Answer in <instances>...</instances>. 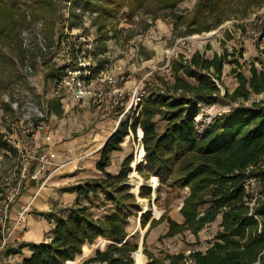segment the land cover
Returning <instances> with one entry per match:
<instances>
[{"label":"trees","instance_id":"16d2710c","mask_svg":"<svg viewBox=\"0 0 264 264\" xmlns=\"http://www.w3.org/2000/svg\"><path fill=\"white\" fill-rule=\"evenodd\" d=\"M184 1L75 0V4H82L84 12L91 9L104 19L116 17L128 8L130 17L142 13L155 21ZM230 1L199 0L188 15L176 17L178 26H187L180 35L218 28L223 23L219 8ZM58 10L55 0H0V35L13 42L22 31L30 29L31 24L43 21L45 34L55 40ZM27 12L31 22L27 21ZM214 15L217 19L211 24L210 18ZM133 23L142 31L152 25ZM52 46L47 43L49 49ZM40 51L42 60L50 54L71 60L75 57L70 47L60 53L56 52L57 46L51 53ZM240 54L242 56V51ZM228 60L226 52L213 57L196 52L190 59L179 55L171 64L173 83H164V91L152 93L134 120L120 123L101 148L96 161L100 175L61 188L62 193L77 195L72 204L55 202L48 211L35 210L52 226L49 238L40 242L23 241L17 247L7 239L0 251V263L4 264L3 259L11 255H23L24 249H28L30 254L23 255L22 264H65L73 262L84 246L110 240L111 244L105 250L96 249L95 256L87 263L135 264L132 254L138 244L131 243L127 226L130 218L141 210L128 183L132 157L123 162L117 174L108 169L113 153L122 150L121 144L129 130L136 132L139 126L143 131L146 165L139 163L137 171L147 181L152 176L159 178L158 193L163 184L173 189L189 188L180 210L183 223L165 213L159 220H153L148 232L167 221L168 236L185 231L198 235L220 218V230L206 252L197 250L189 255L160 257L150 254L149 264H264V97L252 100L254 96L264 95V69L252 63L246 74L239 59L231 61L239 84L234 91L226 89L222 94L219 83ZM55 63L49 75L52 80L65 68V64ZM220 100H227L231 108L215 116L209 128L200 134L196 121L200 106L213 105ZM63 112L62 104L57 102L54 113L62 116ZM160 122L165 123L162 130L158 129ZM31 170L35 172V166ZM253 177L258 179V186L248 191L244 183ZM140 196L150 198L151 186L143 185ZM94 208L110 210L107 216L98 218L93 213ZM149 220V212L143 213L142 225Z\"/></svg>","mask_w":264,"mask_h":264},{"label":"rangeland","instance_id":"374dc122","mask_svg":"<svg viewBox=\"0 0 264 264\" xmlns=\"http://www.w3.org/2000/svg\"><path fill=\"white\" fill-rule=\"evenodd\" d=\"M198 1L185 0L174 11L164 12L163 17L154 21L142 13L130 17L128 8H124L116 17L104 19L91 9L84 12V6L75 4V0H55L59 9L55 18V40L45 34L43 21L31 24L28 29L30 33L24 37L25 29L13 42L6 41L0 35V251L7 239L17 247L23 241L40 242L49 238L51 232L48 222L35 210L43 212L42 209L49 205L52 207L55 201L47 199L49 194L39 193L45 191L51 195L57 189L63 195L61 188L98 177L100 172L93 161L98 160L96 157L101 148L120 123L134 120L137 113L134 110L136 105L125 113L123 111L124 106L133 100L131 91L138 86L150 95L164 91V83L171 84L174 81L171 64L179 55L190 59L196 52L204 53L207 57L228 53L229 63L225 65L222 82L219 83L222 94L226 89L234 91L239 84L237 74L232 71L235 66L231 61L239 59L243 64L242 71L246 74H249L252 63L264 69V19L259 18L256 22L258 17L264 16V0H231L219 8L223 23L218 28L182 36L180 34L187 26H178L176 17L188 15ZM23 9L26 11V8ZM27 13V21L31 22V15ZM216 19L217 16H212L210 23ZM134 21L152 25L142 31ZM42 36L47 43L55 48L57 46L56 52L59 53L72 45L76 49L87 50L101 70L121 66L128 80L120 83V90L126 92L129 89L131 96L125 94L123 100L119 98L102 102H77L66 96L57 89L56 80H52L49 75L52 65L55 62L59 66L65 64L67 56L50 54L42 60V48L39 46L43 41ZM42 51L51 53L50 50ZM263 97L257 95L252 100ZM57 102L62 104V116L54 113ZM110 102L117 104L111 105ZM230 108L227 100L201 105L200 123L204 121L208 125L213 117ZM40 124L46 126L45 133L37 132ZM164 126L165 123L160 122L158 129L162 130ZM139 131V126L136 132L129 130V135L121 144L122 150L113 153L112 165L108 169L117 174L123 162L132 157L128 183L140 203L141 211L130 218L127 231L131 243L138 244L135 252L144 253V264L151 262L150 254L160 257L178 253L189 255L197 250L206 252L220 230V218L207 225L198 235L185 231L168 236L167 221L148 232L153 220H159L165 213L178 223H183L180 210L189 188L173 189L163 184L158 193L159 178L155 184L151 179L156 176L147 181L137 171L138 164L145 160L144 157L137 162L136 155L143 143ZM45 134L50 139H45ZM45 153L55 155L48 168H43L38 161L39 155ZM32 154L36 155L35 158L30 157ZM34 166L35 172L32 173L31 168ZM94 167L97 171L94 175L83 172L86 176L81 174L84 177L77 178L80 171ZM134 171L143 179L142 186H151L150 198L140 196L142 186H139L137 193L134 192L138 184V178L133 176ZM33 174H36V178L31 177ZM109 210L94 208L93 213L98 218H104ZM146 212H149L150 220L142 225L141 216ZM110 244V240L104 244L103 240H99L93 245H86L90 249L87 254L83 248V252L73 261L75 263L70 261L65 264H86L95 256L96 249L105 250ZM27 253L28 249H24L23 255ZM134 253L132 257L136 264ZM23 255H11L4 258L3 263L22 264Z\"/></svg>","mask_w":264,"mask_h":264},{"label":"built area","instance_id":"2783aa9c","mask_svg":"<svg viewBox=\"0 0 264 264\" xmlns=\"http://www.w3.org/2000/svg\"><path fill=\"white\" fill-rule=\"evenodd\" d=\"M261 18L264 19V16H262ZM26 33H30V31H24V37H26ZM39 46L44 51H51L52 49H55V46H52L50 49L47 47V43L44 37ZM68 47L73 49L75 57L72 60L67 58V60L65 61V68L55 79V86L59 91L65 93L66 96L71 97L77 102L86 100L102 102L104 100L116 101L117 99L122 98L125 94H129L131 96V93H133V100L125 107V113L128 110L132 109L133 105H136L134 107V110L139 111L142 108V104L152 95L146 93L144 89L140 88V86L135 89L136 91L132 90L131 93L129 92V89H127L126 92L120 90V83L128 80V76H126V72L121 66H115L112 70H101L99 69L97 64L93 62L87 50H81L80 48L76 49L75 47H73V45ZM139 88L140 90H142L141 92L139 91ZM214 118L215 117H213V119ZM196 121L200 134H203L213 122V120L210 121L208 125H206L204 121L200 123L199 116L196 118ZM42 131H44V133L46 131V126L44 124H40L38 126L37 132L41 133ZM45 139H50V137L45 134ZM35 156L36 155L34 154L30 155L31 158H35ZM54 157V154L45 153L39 155L38 161L43 166V168H48L50 163L52 162L51 158ZM31 177L36 178V174L31 175ZM258 183V179L254 177L249 178L244 183V187L249 191L251 189H256Z\"/></svg>","mask_w":264,"mask_h":264},{"label":"crops","instance_id":"0c3cea01","mask_svg":"<svg viewBox=\"0 0 264 264\" xmlns=\"http://www.w3.org/2000/svg\"><path fill=\"white\" fill-rule=\"evenodd\" d=\"M99 156V154L97 155V159L99 158L98 157ZM93 164L96 166V161H93ZM90 170H92V171H90ZM90 170H88L87 169V171L85 170V171H80L79 173H78V175H77V178H81V177H84V173L83 172H87L88 174H90V175H94L97 171H96V169H95V167H94V169H90ZM95 172V173H94ZM81 174H84L83 176H81ZM86 176V175H85ZM89 176V175H88ZM44 191V190H43ZM46 195V194H49V196L47 197V199H50V198H52L53 199V201H55V202H59V203H61V204H72L75 200H76V198H77V195L75 194V193H62L63 195H60L59 194V192L57 191V189H56V192H54V193H52L51 195H50V193H45V191L44 192H41V193H39V195ZM39 197V196H38ZM42 202V201H41ZM44 206V208H45V204L43 205ZM51 205H49L46 209H42L41 211H48V210H50V207ZM48 228L51 230L52 229V226L50 225V223H48ZM47 230V229H46ZM84 250H85V254H87L88 252H87V250H90V249H88L87 248V246H85L84 247ZM90 252V251H89ZM29 254H30V252L28 251V253H27V256H29ZM73 263H75V262H73ZM73 263H71V264H73Z\"/></svg>","mask_w":264,"mask_h":264},{"label":"bare ground","instance_id":"6f19581e","mask_svg":"<svg viewBox=\"0 0 264 264\" xmlns=\"http://www.w3.org/2000/svg\"><path fill=\"white\" fill-rule=\"evenodd\" d=\"M139 133H140L139 136L142 138L143 137V131H142V129H140ZM142 144H140L139 149H138V155H136L137 156V162L143 160V157H144V153H145L144 150L145 149H143L142 146H144V145H142ZM133 165H135V164H133ZM133 176L135 178H138V184L136 185V187L134 189V192L137 193L138 192V189H139V186L141 185L143 179L138 176V174H137L136 171L133 172ZM151 180H152L153 183L156 184V182L158 181V178L157 177H153V179H151ZM145 209H146V206L144 207V210ZM134 258H135L136 264H144L145 255H144L143 252H141V251L135 252L134 253Z\"/></svg>","mask_w":264,"mask_h":264},{"label":"water","instance_id":"95a60500","mask_svg":"<svg viewBox=\"0 0 264 264\" xmlns=\"http://www.w3.org/2000/svg\"><path fill=\"white\" fill-rule=\"evenodd\" d=\"M113 134H114V133H113ZM113 134H112V135H113ZM112 135H111V136H112ZM111 136H110V137H111ZM141 186H142V185H140V187H141ZM132 193H133V192H132Z\"/></svg>","mask_w":264,"mask_h":264}]
</instances>
